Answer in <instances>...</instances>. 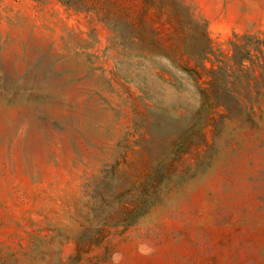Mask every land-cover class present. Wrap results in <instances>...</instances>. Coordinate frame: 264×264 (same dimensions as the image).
<instances>
[{
    "label": "rangeland",
    "instance_id": "obj_1",
    "mask_svg": "<svg viewBox=\"0 0 264 264\" xmlns=\"http://www.w3.org/2000/svg\"><path fill=\"white\" fill-rule=\"evenodd\" d=\"M0 264H264V0H0Z\"/></svg>",
    "mask_w": 264,
    "mask_h": 264
},
{
    "label": "trees",
    "instance_id": "obj_2",
    "mask_svg": "<svg viewBox=\"0 0 264 264\" xmlns=\"http://www.w3.org/2000/svg\"><path fill=\"white\" fill-rule=\"evenodd\" d=\"M70 4L74 5L75 3H73V2H70Z\"/></svg>",
    "mask_w": 264,
    "mask_h": 264
}]
</instances>
